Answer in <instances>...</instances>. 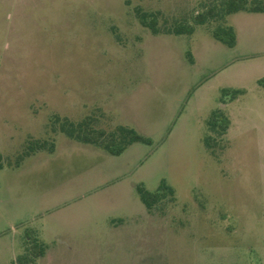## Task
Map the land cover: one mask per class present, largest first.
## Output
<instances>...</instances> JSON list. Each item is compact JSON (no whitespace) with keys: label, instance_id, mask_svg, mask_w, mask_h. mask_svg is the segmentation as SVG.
Wrapping results in <instances>:
<instances>
[{"label":"rangeland","instance_id":"1","mask_svg":"<svg viewBox=\"0 0 264 264\" xmlns=\"http://www.w3.org/2000/svg\"><path fill=\"white\" fill-rule=\"evenodd\" d=\"M209 4L0 0V264L34 238L47 247L37 264H264V15L197 24ZM218 108L232 125L212 154ZM54 116L151 144L113 156L55 131ZM37 141L54 150L27 155ZM162 182L175 199L149 211L137 188Z\"/></svg>","mask_w":264,"mask_h":264},{"label":"trees","instance_id":"2","mask_svg":"<svg viewBox=\"0 0 264 264\" xmlns=\"http://www.w3.org/2000/svg\"><path fill=\"white\" fill-rule=\"evenodd\" d=\"M239 12L264 13V0H211V4L208 5L206 11L197 15V24H206L218 18L225 19L229 15ZM140 20L144 26L149 27L154 33L158 32L155 16L151 18L148 14H142ZM173 32L182 34L183 30L176 28ZM213 35L229 48H234L236 45V34L232 27L216 28ZM244 92L240 89H223L222 96L223 98L230 97L231 100H236ZM223 105L225 104L223 103ZM93 122V119L89 117L81 122H73L68 118L54 116L53 124L55 125L53 128L55 131H59L78 142L102 148L113 156H120L135 143L151 144L150 139L140 135L134 129L118 126L112 132H106L105 130L95 129ZM207 126L209 134L205 137L204 143L207 149L214 154L219 140L227 134L231 127V120L223 108H218L211 112L207 120ZM32 146L31 149H34V147L36 149L30 150L27 155L47 148L49 151L54 150V143L48 147L47 142L37 141L33 142ZM137 189L143 204L149 211H153L169 197L172 201L175 199L174 190L168 187L165 182H162L159 189L153 193L148 192L142 186H138ZM46 250L47 247L44 242L37 238L30 239L25 245L23 254L17 258L16 264H37V261L46 255Z\"/></svg>","mask_w":264,"mask_h":264},{"label":"crops","instance_id":"3","mask_svg":"<svg viewBox=\"0 0 264 264\" xmlns=\"http://www.w3.org/2000/svg\"><path fill=\"white\" fill-rule=\"evenodd\" d=\"M257 14V13H256ZM258 14H263L264 13H258ZM253 87L255 89H263L264 90V76L262 77H258V78H255V80L253 81ZM235 89H240V90H245V93L244 95L248 92L249 88H246L245 86H241V87H237ZM243 96V95H242ZM226 106V105H225ZM225 108V107H224ZM231 125H232V121H231Z\"/></svg>","mask_w":264,"mask_h":264}]
</instances>
